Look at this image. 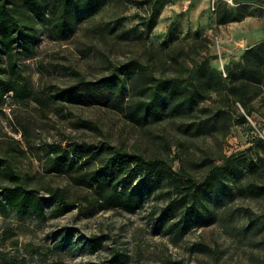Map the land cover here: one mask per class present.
<instances>
[{"label":"rangeland","instance_id":"374dc122","mask_svg":"<svg viewBox=\"0 0 264 264\" xmlns=\"http://www.w3.org/2000/svg\"><path fill=\"white\" fill-rule=\"evenodd\" d=\"M171 1L96 0L86 7L79 0L67 28L53 24L57 11H51L49 4L43 15L25 7L23 28L30 45L23 47L21 38L15 44L21 78L43 95L81 76L94 78L107 72L108 59L112 63L124 59L126 48L114 40L115 31L106 36L105 23L113 27L120 19L125 27L137 25L136 13ZM219 2L252 11L245 18L253 22L242 28L225 27L239 39L241 49L264 40V2ZM216 9L211 11L208 2L211 13ZM159 30L163 35L154 28L146 34L156 46L168 38L209 36V52L214 56L210 63L223 72L241 60L243 52H225L218 27L210 34L189 37L176 35L175 28ZM257 36L261 40L247 41ZM227 38L231 45L234 38ZM255 107L257 123L249 116L247 123L236 120L227 101L222 117L201 108L188 121L164 117L140 123L105 105L55 101L42 108L32 99L18 102L8 94L0 106V199L4 187L14 182L11 168L23 185L43 197L44 211L4 213L0 207V264H264V192L252 188L264 185V101L255 102ZM82 143L98 151L78 161L82 170L66 164L57 169L62 150L70 153L64 162L75 161L71 149ZM111 148L161 158L170 168L159 177L132 173L130 186H140L144 198L133 212L101 208L95 192L75 182L76 173L93 170ZM250 160L256 162V169L250 168ZM217 168L222 169L218 179L206 182ZM186 179L199 184L197 204L189 214L176 191ZM57 187L65 189L74 204L55 215L57 201L49 188ZM191 201L188 194L186 203ZM61 240L64 243L56 247Z\"/></svg>","mask_w":264,"mask_h":264},{"label":"trees","instance_id":"16d2710c","mask_svg":"<svg viewBox=\"0 0 264 264\" xmlns=\"http://www.w3.org/2000/svg\"><path fill=\"white\" fill-rule=\"evenodd\" d=\"M95 1L82 0L86 7ZM77 2L79 0H0V106L4 104L8 94L18 102L32 99L42 108L51 106L55 101L65 104L105 105L121 111L130 120L145 123L149 118L160 120L164 117L188 121L201 108L208 110L211 115L215 113V116L222 117L226 115L222 105L227 101L233 108L232 115L235 114L236 120L247 123L246 117L249 116L257 123L252 113L256 110L255 102L264 101V40L245 48L241 60L223 72L210 63L214 56L209 52L210 38L207 35H195L190 39L168 38L161 46H156L147 39L146 34L155 27L164 5L158 9L150 5L145 8L144 13H136L138 26L125 27L120 19L114 22L113 27H107L109 23H105L106 36L109 37L115 31L114 40L126 48L124 59L117 63L108 59L110 64L107 72L94 78L81 76L68 85L54 86L50 92L40 95L21 78L16 67L17 40L21 38L25 48L30 45L29 39L25 38L29 35L23 28L27 25L25 7H34L43 15V10L49 4L51 11H57L53 24L58 28H67ZM251 13L244 5L233 7L219 2L215 11L216 22L217 25L240 22ZM139 25L142 29L138 28ZM235 104L240 105L243 112L238 111ZM205 124L209 127L216 126L212 123L211 126L209 123ZM71 150L76 154L77 161L64 162L70 153L68 149H63V159L57 162V169H63L66 164L82 170V164L78 161L85 154L91 158L92 154L98 152L86 143L76 144ZM100 163L93 170L84 169L76 173L75 182L91 188L101 208L121 207L128 212L140 208L144 199L140 186H130L132 173L141 174L144 178L151 175L159 177L169 173L170 169L161 158L145 157L141 153L122 148L107 150ZM249 166L251 169L257 168L253 160H250ZM8 172L14 182L4 187L3 198L0 199L3 212L16 210L23 213L34 210L43 213V197L23 185L19 174L14 173L11 168ZM221 172L222 169L217 168L206 182L213 183ZM198 185L193 180L186 179L176 189L182 195L180 200L186 206V214L197 204L195 192ZM252 188L264 192V185L254 184ZM49 193L57 201L53 210L55 215L67 211L74 204L63 188H49ZM188 194L192 197L190 204L186 203ZM63 243L61 240L55 246ZM99 244L100 242L97 243ZM53 264L62 263L55 261Z\"/></svg>","mask_w":264,"mask_h":264},{"label":"crops","instance_id":"0c3cea01","mask_svg":"<svg viewBox=\"0 0 264 264\" xmlns=\"http://www.w3.org/2000/svg\"><path fill=\"white\" fill-rule=\"evenodd\" d=\"M208 2L209 0H193L192 3L190 2V0H172L161 10L156 23V27H154V31L160 32V34H162V31H160L159 28L162 30H166L167 27H170L176 29V35H179L180 37H189L195 33L201 32L210 34L214 27H218V34L222 40L225 52L233 53L234 51L241 54L246 46L244 47V49H241L238 43L239 39L235 40L236 35L228 34L225 27L231 25L234 27L242 28L247 24V22H253L254 19L245 18L240 22H231L228 24H224V26L217 25L216 14L211 13L208 10ZM255 20L257 19L255 18ZM227 37H232V39L234 38V41L231 45H228L226 43V40L228 39ZM261 37L262 39H264V36ZM252 38L253 39L251 40H246L250 42L261 40L259 36H257L256 38ZM252 44L253 43L249 45Z\"/></svg>","mask_w":264,"mask_h":264},{"label":"built area","instance_id":"2783aa9c","mask_svg":"<svg viewBox=\"0 0 264 264\" xmlns=\"http://www.w3.org/2000/svg\"><path fill=\"white\" fill-rule=\"evenodd\" d=\"M220 0H209V9L211 11H214L216 9V6ZM226 2L233 4V0H225Z\"/></svg>","mask_w":264,"mask_h":264}]
</instances>
